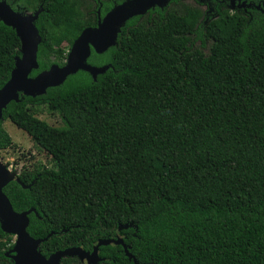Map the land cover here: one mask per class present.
<instances>
[{"label": "trees", "instance_id": "16d2710c", "mask_svg": "<svg viewBox=\"0 0 264 264\" xmlns=\"http://www.w3.org/2000/svg\"><path fill=\"white\" fill-rule=\"evenodd\" d=\"M123 1L8 0L17 11L44 8L31 75L64 65L97 10ZM181 1L133 17L118 46L93 50L91 64L112 65L97 80L80 70L4 111L0 151L16 147L10 119L53 163L21 171L31 188L4 189L16 211L36 208L34 238L54 233L44 255L133 224L121 234L140 264H264V12L215 6L205 16ZM20 55L16 30L0 21V88ZM42 105L63 125L40 119ZM14 238L0 225V264H13ZM102 251L135 264L119 245Z\"/></svg>", "mask_w": 264, "mask_h": 264}, {"label": "water", "instance_id": "95a60500", "mask_svg": "<svg viewBox=\"0 0 264 264\" xmlns=\"http://www.w3.org/2000/svg\"><path fill=\"white\" fill-rule=\"evenodd\" d=\"M175 0H125L111 8L104 17L99 19L96 26L83 29L74 41L64 65L52 64L49 69L40 71L32 76L34 70H38L39 46L42 36L37 27V20L44 8L40 7L35 12L17 11L8 0H0V21L16 30L21 40V55L16 56L15 66L10 79L0 88V120L4 119V111L13 101L19 102L24 96L37 97L47 93L51 87L62 85L70 75L80 70L88 72L94 80L107 72L111 64L97 66L89 62L93 50L103 54L111 47L118 46V38L126 23L136 16H144L151 9L159 7L164 9ZM100 13V10L98 11ZM12 181H17L23 188H31L24 184L17 171H12L0 160V225L2 230L15 237L13 248L8 253L13 264H60L62 258L77 256L86 263H91L97 257L100 246L110 244L122 245L129 259L135 264H140L130 252L131 246L122 237L101 238L95 244L93 253H88L79 247H71L58 250L49 256L44 255L40 246L54 233L45 238H34L28 231L30 214L36 213L35 207L18 212L5 193V187ZM133 224H120L119 229H128Z\"/></svg>", "mask_w": 264, "mask_h": 264}, {"label": "rangeland", "instance_id": "374dc122", "mask_svg": "<svg viewBox=\"0 0 264 264\" xmlns=\"http://www.w3.org/2000/svg\"><path fill=\"white\" fill-rule=\"evenodd\" d=\"M185 5L194 6L200 9L202 13L205 12V7L193 0H183L177 6L179 9H182ZM196 46H200V41L196 43ZM208 46L209 44H207L205 51L208 50ZM70 49L71 48L66 47L65 51L69 52ZM37 116L52 126L60 127L63 125L60 116L51 112L44 105L40 106ZM3 127L11 135L13 141L16 143V147L1 150L0 160L12 171H17L18 174H20L23 169L34 168L38 163L46 165L47 167H51L53 165L51 158L34 144L26 131L19 128L10 119L4 120Z\"/></svg>", "mask_w": 264, "mask_h": 264}, {"label": "flooded vegetation", "instance_id": "af4514ba", "mask_svg": "<svg viewBox=\"0 0 264 264\" xmlns=\"http://www.w3.org/2000/svg\"><path fill=\"white\" fill-rule=\"evenodd\" d=\"M193 1H195L196 3L205 7V12H204L205 16H208L209 14L214 13L215 12V6H220L221 9L228 8L231 11H242L246 15H251L253 10H258V11L264 12V0H193ZM156 8H154V9H156ZM99 10H100V13L99 12L97 13L96 25L98 24L99 19L104 17L101 13V9H99ZM99 10H97V11H99ZM207 21H208V19H207ZM96 25H94V26H96ZM123 230H125V229L120 230L118 227L117 232L113 235V237H109V238L122 237L124 239V241L126 242L127 236L124 234H121V232ZM99 239H101V238L96 239L91 246H89L88 244H87V246H85L84 244H81V245L69 246L67 248L79 247L88 253H93L95 250V244ZM110 245H115V244H110ZM119 246L123 247L122 245H119ZM67 248H65V249H67ZM61 250H64V249H61ZM123 250H124V248H123ZM115 262H116L115 258H113L112 256L103 255L102 246H100L97 250V257H94V260L91 263H86V262L82 261L77 256H68V257L62 258L60 264H114Z\"/></svg>", "mask_w": 264, "mask_h": 264}, {"label": "snow or ice", "instance_id": "6c2138e0", "mask_svg": "<svg viewBox=\"0 0 264 264\" xmlns=\"http://www.w3.org/2000/svg\"><path fill=\"white\" fill-rule=\"evenodd\" d=\"M0 11H2V10H0Z\"/></svg>", "mask_w": 264, "mask_h": 264}]
</instances>
